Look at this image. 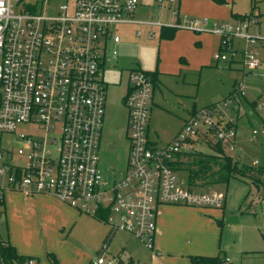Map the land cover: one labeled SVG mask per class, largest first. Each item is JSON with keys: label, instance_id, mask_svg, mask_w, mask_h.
I'll list each match as a JSON object with an SVG mask.
<instances>
[{"label": "built area", "instance_id": "obj_1", "mask_svg": "<svg viewBox=\"0 0 264 264\" xmlns=\"http://www.w3.org/2000/svg\"><path fill=\"white\" fill-rule=\"evenodd\" d=\"M138 4L63 0L55 12H42L32 0H0V201L5 191L50 194L80 212L103 214L111 231L130 232L152 248L159 205L223 206V192L179 183L174 163L176 153L190 150L199 136L211 135L231 150L237 113L229 110L237 101L230 97L221 105L194 111L175 137L159 146L148 136L153 84L145 69L130 68L123 102L129 143L125 168L101 175L98 152L106 100L101 70L106 45L120 40L118 24L162 25L136 21ZM256 21L207 24L205 18L185 17L173 26L218 35L221 48L213 53L214 60L238 61L251 70L260 64L258 48L264 47V35L248 29ZM233 39L242 41L240 48L231 44ZM116 53L112 51L113 56ZM241 85L236 90L243 94ZM263 106L264 99L256 103V108ZM235 109L240 112L243 107L236 103ZM6 135L10 140L4 139ZM96 263L116 261L100 256ZM23 264L37 262L26 257Z\"/></svg>", "mask_w": 264, "mask_h": 264}, {"label": "rangeland", "instance_id": "obj_2", "mask_svg": "<svg viewBox=\"0 0 264 264\" xmlns=\"http://www.w3.org/2000/svg\"><path fill=\"white\" fill-rule=\"evenodd\" d=\"M32 1L36 3L39 11L43 12L46 9L55 12L63 0ZM261 2L259 11L262 16L264 1ZM171 7L165 6L161 9L162 23H168ZM156 10V4L142 6L140 18L135 19L149 21L151 20L150 16L154 18ZM255 11L258 10L255 9ZM261 16L256 22L249 23L248 29L252 33L259 32L258 34L264 35V16ZM115 31L120 35V40L107 43L101 70L108 97L105 103L98 152V169L104 176H110L125 168L129 143L126 137L127 108L122 102L126 91L128 70L137 66L142 69H151L157 66L159 55L157 51L158 27L144 22H127L118 24ZM149 33H153L152 38L148 36ZM258 49L257 58L260 64L251 70L237 63L229 65L226 61H216L211 55L207 56L206 62L199 65L198 69L181 70L179 74L160 73L162 85L155 94L157 105L153 106L151 115L149 114L155 134L148 131V136L157 145H166L168 140L173 139L174 132L182 124L186 112L193 105L198 109L213 103L221 105L233 89L234 82L242 79L243 71L246 72L241 82L244 97L249 101L263 100L264 47L261 46ZM113 50H116V56H113ZM236 86L238 85L235 84V91ZM232 103H234L232 106L235 110L236 103L234 101ZM149 107H152V103H149ZM234 110L230 109L229 113L235 114ZM244 113L243 108L239 112L242 115L236 125L234 146L231 150L227 147L226 151L236 157L241 165L252 164L255 159L257 163L254 164L264 166V106L257 108L255 112H249L246 115ZM253 129L256 130L255 134ZM253 136L255 137L253 138ZM10 138V135L4 137L5 140H10ZM207 140L215 142L211 135L207 136ZM195 147L202 154H208L211 151L202 142H197ZM175 173L179 183L187 181V172L184 169H177ZM213 185L216 189L226 193L227 202L224 207L223 225L218 226L217 230L218 243L222 248L229 249L227 250L229 258L228 261L226 260V264L229 262L230 264H264V199L257 197L254 188L247 181L237 177L232 176L228 178L227 182ZM192 188L198 189L201 186L196 185ZM247 193L248 195H246ZM32 197V195L20 194L16 191L4 192L5 206L4 210L0 209L1 235L5 236L6 231L13 232L21 242L40 247V252H43L47 246H53L59 251L63 242H68L81 248L85 252L86 261L89 264H94V260L104 253L101 246L102 242L106 240L103 239L105 236L96 234V232L99 227H102V230L108 229L111 234L113 231L111 232L107 225L92 221L93 219H88L81 224L82 219L88 218L87 215H84L86 213H81L84 217L79 218L77 224L71 226L63 240L57 232L54 234L55 231L52 229L53 219L57 218L54 211L44 204L38 205L31 201ZM88 216L90 215L88 214ZM208 217L189 210H181L169 215L168 224L173 222L174 227L172 226V228L183 233L189 231V224L201 225ZM89 222H95L97 227ZM196 235L199 240L201 232L198 231ZM193 245L196 246L195 242ZM117 246V243L111 244L108 249L111 251ZM65 256L70 259L69 253H65ZM44 258L41 264H44Z\"/></svg>", "mask_w": 264, "mask_h": 264}, {"label": "crops", "instance_id": "obj_3", "mask_svg": "<svg viewBox=\"0 0 264 264\" xmlns=\"http://www.w3.org/2000/svg\"><path fill=\"white\" fill-rule=\"evenodd\" d=\"M138 1L139 4L135 10L134 19L140 18L139 15L142 14V6H154L156 4L157 10L155 16H153L154 18L150 16V21L160 22L162 24H153V26L158 27V34L161 27L166 25L173 26L176 23L181 22L185 17L205 18L207 24H210L212 21L235 22L240 19L234 17L233 14L241 15L252 13L253 18L258 20V17L260 18L261 16V11H259V5L262 4V0H224L221 3H217L213 0H175L173 2L161 3L156 0ZM165 6H172L168 16V23H162L161 20V9H163V7ZM255 9H257L258 11H255ZM263 16L264 14L261 17ZM135 20L140 21L138 19ZM231 44L234 45V47L236 48H240L242 45V41L239 39H233L231 41ZM220 48V37L211 32H196L185 28L175 27L174 35L172 38L166 39L159 37L157 49L159 55L157 58V66L151 69H145L150 71L157 69L159 71L158 80L155 84L152 85L150 97V103H152V107H150L149 114L151 115L153 108L157 105L155 100V94L158 90H160L162 85L160 73L179 74L181 70L185 71L189 68L198 69L199 65L204 64L206 62L205 60H207V56H213V53ZM236 63L240 64L238 61L232 64L235 65ZM232 64L229 63V65ZM245 73L246 72L243 71L242 79L235 81L233 87L235 86V84L238 85L239 82L243 81ZM107 98L108 97L106 94L105 103L107 102ZM192 110L196 111L198 110V108L193 105L186 112L182 124L178 126L172 138H174L178 131L182 128L185 120L191 114ZM249 112L251 111L247 110V113ZM244 114L246 115V112ZM241 115L242 114H236V125L239 123ZM153 130V125L149 116L148 131H151L155 134ZM254 137L255 136H253V138ZM168 141L166 142V144L170 142ZM153 142L156 144L155 141ZM197 142L205 143L207 147L211 149L209 153L213 152L211 144H213L214 142H208L207 136H199L198 138H196L193 141L192 146L189 147V149L195 150L196 152H200L199 150H196L195 147ZM253 162L257 163V160L254 159ZM214 186L215 185L213 184H207L205 186H201V188H198V190L202 191L207 189H216ZM223 193L225 196V201L221 208H200L183 204L159 205L156 209V227L152 248H148L141 240H139L134 234L130 232L124 230H114L111 234L108 232V229L102 230V227H99V230L96 232V234H101V236H105L103 239H106L102 242L101 248H103L102 250L104 253L100 256H103L105 258L113 257L115 258L116 263L119 259H121L126 264H192L191 258L193 256L217 255L221 256L222 258H225L228 261L229 255L227 254V250L229 249L227 247L222 248L220 246V244L218 243L217 235L218 226L221 227L223 225L224 207L227 202L226 193ZM32 196L33 197L31 201L36 202L38 205L44 204L54 211V214L57 216V218L53 219L52 229H54L55 231L54 234H56L57 232L63 240L64 235L70 230L71 226L73 224H77L79 218L84 217L81 215V213L83 212H80L79 210L69 206L68 204L62 202L53 195L39 193L32 194ZM4 206L5 198L3 200L1 209L4 210ZM181 210H189L190 212L200 214L201 216L209 217L201 225L199 224L193 226L192 224H189V231L179 233L172 228V226L174 227V223L171 222L168 224V222L170 214L179 212ZM84 215H87L88 218L82 219L81 224L86 222L88 219H93L92 221H96L97 223L106 225L102 220V218L104 217L103 214L99 216H88V214ZM89 223L94 226L96 225L95 222ZM87 230L90 231L89 229ZM198 231L201 232V237L199 240L196 235ZM108 234L109 236L107 237ZM0 239L9 242V244L14 247L15 251L18 254L34 258L37 264H41V262L43 263V257H45L44 264H51L49 258L50 254L55 258L57 264H89L84 257L85 252L81 248L76 247L68 242H63L61 250L59 251L53 246H47L45 247L46 249H44L43 252H40V247H35L30 243L21 242L19 237L13 232L10 233L6 231L5 236H2L0 233ZM193 242H195L196 246L193 245ZM104 243L106 244V247H103ZM115 243H117L118 246L116 248H112L110 251L108 249L109 245ZM240 250L244 251V249L241 248ZM65 253L70 254V259L65 256ZM46 260H49V262H47ZM93 263L97 264L96 260H94ZM228 264H230V262Z\"/></svg>", "mask_w": 264, "mask_h": 264}, {"label": "trees", "instance_id": "obj_4", "mask_svg": "<svg viewBox=\"0 0 264 264\" xmlns=\"http://www.w3.org/2000/svg\"><path fill=\"white\" fill-rule=\"evenodd\" d=\"M217 3H221L224 0H213ZM234 17L240 20H250L253 18L252 13L249 14H233ZM175 26H163L159 30L160 38H172L174 35ZM157 69L152 71L146 70V74L149 76L152 84H155L158 80ZM234 97L237 101L236 103L242 105L245 112L250 110L251 112L256 111V101L247 100L243 94L239 91H235V88L229 92L227 98ZM212 104L206 105L209 107ZM231 110L234 107L231 106ZM237 115L239 111L235 109ZM194 113V110L191 111ZM247 114V113H246ZM264 122V120H263ZM264 124V123H263ZM236 129V123H235ZM213 152L208 154H202L201 152H196L195 150L181 149L176 153V162L174 163V168L184 169L187 172V181L185 185L192 188V186H205L209 184H215L220 182H227L229 177H237L242 180L247 181L257 193V197L264 199V166L254 165V164H244L241 165L237 161V158L227 152L220 141H215L211 144ZM216 166V168H214ZM248 195V193L246 194ZM247 198V197H245ZM0 204H3L0 201ZM0 257L4 264H23L26 255L18 254L14 247L9 244L6 240H0ZM51 264H57L55 258L49 255ZM192 264H226V259L221 256H193L191 258ZM116 264H126L123 260L119 259Z\"/></svg>", "mask_w": 264, "mask_h": 264}]
</instances>
